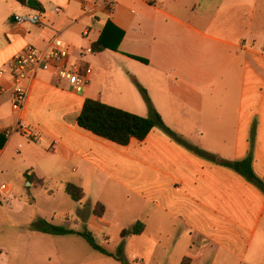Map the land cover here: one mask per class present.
Here are the masks:
<instances>
[{
	"label": "crops",
	"instance_id": "1",
	"mask_svg": "<svg viewBox=\"0 0 264 264\" xmlns=\"http://www.w3.org/2000/svg\"><path fill=\"white\" fill-rule=\"evenodd\" d=\"M34 1L44 14L43 26L16 25L14 16L33 9L16 0H0V187L7 188L0 190V220H10V214L33 217L36 205L18 204L15 195L37 189L54 194L48 182L64 193V185L72 183L90 205H80L73 215L63 213L74 217L73 228L64 226L60 214L53 215L59 221L54 225L75 232L86 228L105 248L108 229L121 215L135 214L130 228L140 223L143 229L123 241L138 264H264V190L216 163L240 161L251 153L252 169L264 182V44L259 50L245 46L246 35L232 33L230 14L232 3L245 6L247 0H221L218 13L209 17L195 12V2L184 12L171 13L167 6L175 9L171 5L176 0H156L155 6L147 0H116L111 11L103 0ZM198 1L195 6L200 7ZM104 28L112 47L109 34H122L117 51H92L97 56L87 60V54L83 64L94 69L106 52L145 60L130 64V77L143 85L176 139L154 128L144 140L121 146L80 129L76 119L83 101L104 103V87L96 85L92 75L78 95L66 83L59 85L52 72L36 73L20 121L37 141L6 137L5 131L19 122L11 98L13 56L26 46L45 50L58 36L71 48L69 64L78 63L77 54L91 49ZM234 66L242 82L250 78L262 86L257 93L241 94L232 111L230 95L218 93L216 86L230 87ZM127 112L147 116L140 103L137 112ZM166 117H172V123ZM97 203L104 206L101 217L92 213ZM19 228L35 234L28 225ZM124 230L117 228L118 246ZM55 237L69 246L81 238ZM93 253L94 259L105 261L106 256Z\"/></svg>",
	"mask_w": 264,
	"mask_h": 264
},
{
	"label": "rangeland",
	"instance_id": "2",
	"mask_svg": "<svg viewBox=\"0 0 264 264\" xmlns=\"http://www.w3.org/2000/svg\"><path fill=\"white\" fill-rule=\"evenodd\" d=\"M170 1L171 0H168V3H170ZM196 1L198 0H176L175 4L171 5L174 6L175 9L169 8L170 5L167 6V8L171 13L184 12L186 8L192 6L194 2L196 4ZM246 2L247 4H245V6H234L235 3H232L230 6L231 24L233 27L232 33L240 32V35H246L243 40L244 45L259 50L264 44V0H247ZM198 3L200 7L194 4L195 12L202 14L204 17H209L218 13L221 0H199ZM136 13H140L139 9L136 10ZM218 21L219 18L217 19V22ZM124 49L131 51L127 48ZM96 54L97 53L88 54L86 59L90 60L91 57L97 56ZM100 55L101 59L98 63L99 65L94 69L90 66L88 67V79L89 82H91L93 75L96 79V85L98 82L103 85L104 93L102 99L104 103L125 111L137 112L139 103L145 105L147 109L143 95L138 89L139 86L143 88V85L130 77L132 70L130 64L137 63V61H132L131 59L111 52L102 53ZM77 58L79 59L78 54ZM82 61L84 60H81V62ZM232 73L230 87L228 84H226V86L225 84H217L216 90L218 93L222 94L225 92L226 95H230L232 111H235L238 108L241 94L257 93V88L262 83L256 80L251 81L250 78L247 82H242L238 73L235 72V66L232 69ZM250 77H252V75H250ZM70 89L72 90V88ZM130 89H134V92H131ZM229 89L230 91H228ZM82 93H78V95H82ZM165 119L169 123H172V117H166ZM48 186L49 189L53 190L54 194L48 195L44 190L37 189L35 192L15 195L14 198L17 201L16 203L20 204L26 202L32 206L36 205V208L33 209V217L27 218L24 215L10 214V220L6 218L0 220V252L2 250L5 251V253H0V264H119L117 261L108 257H106L105 261H97L94 259L90 254H94L93 252L95 251H92L82 238H77L78 242L73 241V245L69 246L58 242L57 239H53L56 238L55 236H48L30 228V223L35 221V219L44 220L51 225L59 223L56 218L58 216L53 218L54 214H60V218L68 220H61L63 224H65L64 226L73 228L74 217L68 219L63 216V213L69 212L73 215L76 208H79L80 205L84 207H89L90 205L88 200L82 199L79 203H76L66 194L56 192V189L53 188L55 184L51 182H48ZM87 210H89V208H87ZM26 216H28V214H26ZM135 217V214L121 215L117 222H115V227L112 226L108 229L107 233L109 238L106 242L107 245H105L106 249L113 254L116 253L119 243V232L117 228H130L136 221ZM23 224L28 225L29 230L34 231L35 234L33 235L27 230L19 228ZM84 229L86 228H82L80 231ZM123 251L122 257L127 264H138L134 261L135 258H133L132 252L128 251L127 247L124 248Z\"/></svg>",
	"mask_w": 264,
	"mask_h": 264
},
{
	"label": "trees",
	"instance_id": "3",
	"mask_svg": "<svg viewBox=\"0 0 264 264\" xmlns=\"http://www.w3.org/2000/svg\"><path fill=\"white\" fill-rule=\"evenodd\" d=\"M21 5L26 6L27 0H16ZM40 5L37 4V8H31L33 10H39ZM108 26V23L106 24ZM106 28V27H105ZM104 28L101 37L91 45V51L93 52H102L106 49L117 51V46L121 40L122 34L118 33V35H110L114 40V46H109L106 42V29ZM131 59L139 61L141 63H146L145 60L141 58H137L134 56H129ZM139 91L143 95V99L147 105V116L141 117L122 109L112 107L110 105H106L96 100L85 99L82 104L81 111L76 119L77 126L90 134L107 140L109 142L115 143L117 145L125 146L131 140L142 141L149 134V132L154 128H159L171 138L176 139L175 134L172 133L163 123L160 115L156 112V110L152 107L151 102L147 96L146 91L138 87ZM254 133V127L251 130V137ZM197 155L210 160L216 161L215 157L202 152L198 149L193 150ZM221 166L227 167L231 169L233 172L242 176L246 181L255 185L257 188L264 190V182L259 179L253 169H252V154L249 153L246 158L240 161L234 162H224V161H216ZM29 182L32 181L31 178L28 179ZM39 185H42L40 181H37ZM64 193L71 198L72 201L79 203L83 197V190L72 184L66 183L64 185ZM104 212V206L102 204L97 203L92 213L101 217ZM30 228L34 231L41 232L46 235L51 236H66V235H76L81 237L91 250L102 254L106 257H109L119 264H127L123 257L122 251L124 246V239L129 236L138 235L141 233L143 226L140 223L135 224L130 229L124 230L120 234L121 242L116 250V253L108 252L104 247L99 245L96 239L92 236V234L83 230L81 232H75L73 230H68L63 227L54 226L48 224L44 220H35Z\"/></svg>",
	"mask_w": 264,
	"mask_h": 264
},
{
	"label": "built area",
	"instance_id": "4",
	"mask_svg": "<svg viewBox=\"0 0 264 264\" xmlns=\"http://www.w3.org/2000/svg\"><path fill=\"white\" fill-rule=\"evenodd\" d=\"M116 0H103L102 5L111 11ZM148 5L155 6L156 0H147ZM59 12V8L55 9ZM16 25H44V14L41 11L33 10L29 14L13 17ZM88 33L84 32L83 36ZM92 51L90 48L79 53L81 60ZM71 48L56 36L45 50H38L32 46H26L22 51L13 56L11 60L12 82V106L19 114V122L5 131V136L21 135L31 141H37L38 136L33 130L20 123L23 120L28 96L38 72H52L59 81V85L66 83L75 93H82L90 84L88 75L89 69L81 61L69 64ZM3 72H0V77ZM26 83V85H24ZM0 190L6 192V186L2 185Z\"/></svg>",
	"mask_w": 264,
	"mask_h": 264
},
{
	"label": "water",
	"instance_id": "5",
	"mask_svg": "<svg viewBox=\"0 0 264 264\" xmlns=\"http://www.w3.org/2000/svg\"><path fill=\"white\" fill-rule=\"evenodd\" d=\"M26 6L30 8H37V3L34 0H27Z\"/></svg>",
	"mask_w": 264,
	"mask_h": 264
}]
</instances>
